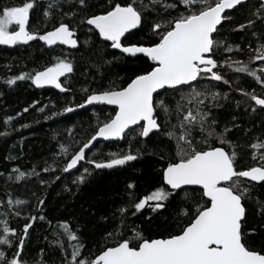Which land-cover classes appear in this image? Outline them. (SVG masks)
<instances>
[{"label": "trees", "instance_id": "1", "mask_svg": "<svg viewBox=\"0 0 264 264\" xmlns=\"http://www.w3.org/2000/svg\"><path fill=\"white\" fill-rule=\"evenodd\" d=\"M25 2L29 0H0V14L4 7L22 6ZM30 2L34 7L29 11L27 31L40 35L63 22L76 32L78 47L47 48L38 40L29 45L0 47V237L12 241L10 248L0 245L5 255L12 257L18 252L22 229L33 217L34 223L18 256L22 264H78L116 246L121 236L137 243L136 232L146 239L179 234L189 222V216L183 213H194L196 202L207 200H201L202 190H176L167 201L159 202L165 206L156 211L153 206L157 201H148L139 212L134 204L158 188L171 192L163 182V169L178 159L176 138L182 131L180 121L189 110L194 115L197 111L208 113V124L217 134L229 129L225 137L231 145L221 144L217 137H208L205 142L197 127L193 132L196 147L206 150L209 146H222L229 153L235 151L236 171L264 165V159H260L264 156V109L245 94L264 98L259 93L264 91V84L248 71L236 70L246 65L264 80V73L257 68L261 60L253 59L256 49L264 45L263 4L252 1L238 6L226 14L227 18L213 34V39L219 42L211 53L217 62L213 71L222 76L221 80L211 79V73H201L192 85L157 94L154 100L163 101L169 109L168 115L162 108L155 110L158 131L142 138L141 127H136L121 141L98 143L87 151L84 162L74 172L63 175L71 157L115 113L98 106L62 116L64 109L77 107L93 93L126 87L135 76L150 71L153 63L143 55L116 52L96 30L85 25L87 18L104 14L115 3L125 6L133 0H112L111 5L109 0H85V6L79 0ZM209 2L214 4L217 0ZM141 4L147 7L141 8ZM167 4L176 7L166 9ZM135 6L141 11L142 22L122 40L123 46H152L160 38L153 32L155 23L186 15L192 7L180 0H159L155 4L152 0H136ZM195 8L198 10L199 5ZM45 11L49 12L48 17ZM240 25L245 27L241 29ZM17 29L13 26V30ZM229 46L232 50L226 51ZM57 58L73 66L70 75L61 81L64 91L38 90L31 77L52 66ZM22 74L27 78L15 79ZM10 79L14 80L11 85L7 83ZM194 92L202 94L193 99ZM213 94H217L216 99H212ZM197 100L203 103L198 104ZM178 103L182 105L179 113ZM213 120L215 124L211 123ZM169 132L174 135L170 137ZM128 154L136 159L112 168L97 169L94 163H88L89 160L106 163ZM20 173L24 175L17 180ZM239 181L241 188H248L242 200L245 208L242 242L250 250L264 254V181L251 183L243 178ZM129 184L133 187L129 188ZM122 208L125 213H121ZM5 224L14 231L4 233ZM74 247L80 250L76 262L72 260Z\"/></svg>", "mask_w": 264, "mask_h": 264}, {"label": "snow or ice", "instance_id": "2", "mask_svg": "<svg viewBox=\"0 0 264 264\" xmlns=\"http://www.w3.org/2000/svg\"><path fill=\"white\" fill-rule=\"evenodd\" d=\"M153 4L159 0H152ZM187 6H192L188 14H181L172 20L157 22L153 25L154 34L159 35V42L149 47L144 46H122L121 37L130 29L137 28L142 22L140 9L135 6L136 0L122 6L115 3L110 6L104 14L92 15L87 18V25H91L98 31L100 37L105 41H110L111 46L121 49L124 53L135 55L143 53L148 60L153 62L150 71L135 76L126 87L119 90H105L100 93L88 95L86 104L93 102H104L115 105L117 111L115 116L98 128V131L76 152L67 163L63 171L67 172L74 168L76 164L85 159V149H88L98 137L108 139L110 137H120L132 125L141 122L140 135L149 136L154 129H159L160 125L154 117L157 108H162L165 115L169 114V109L163 101H155L153 94L158 89L165 86L175 88L177 85H189L192 81H197L201 73H211V79L221 80L222 76L213 71L217 62L208 55L212 53L214 46L218 47L219 42L213 39V34L218 31L217 26L226 19V9H233L234 6L243 3V0H217L212 4L209 0H180ZM80 5L85 6V0H79ZM112 0H109L111 5ZM195 5H199L196 10ZM34 7L32 2H25L22 6L4 7L0 14V44L14 45L18 42L27 43L37 36L26 30L29 20V11ZM51 8L52 5L50 4ZM147 5L141 4V8ZM175 4H167L165 8H175ZM45 17L49 12L45 11ZM65 15H68L67 13ZM253 21H249L251 25ZM13 26L18 30H13ZM245 25H240L243 29ZM74 32L70 30L68 24L60 23L54 30L39 35L38 39L52 46L57 43L75 47L77 40L73 39ZM229 46L226 51H231ZM257 55L254 60H264V45L256 49ZM231 66V65H229ZM237 71H248L249 75L255 77L258 82L264 84V80L257 76L255 71H249L244 65ZM73 66L65 59L57 58V62L43 71H37L31 77L32 83L37 87L44 84L54 85L61 88L58 82L61 76L71 73ZM264 71V67L261 68ZM27 78L25 75L16 77V80ZM9 85L14 80H8ZM227 83V81H225ZM87 91V90H85ZM202 93L194 92L193 99L198 98ZM255 101V105L264 107V98H259L255 94L245 93ZM217 94L212 95L216 99ZM198 104L203 101L197 100ZM83 107V105H78ZM182 105L178 103L177 113ZM255 110V109H254ZM27 111V109H25ZM72 108H65L64 112H70ZM53 115H56L55 113ZM208 113L197 111L194 115L191 110L183 116L180 121L181 133L177 139L176 157L163 169V181L170 186L171 192L164 188H158L150 195L142 198L134 204L136 212H139L148 201H157L153 206V211L163 208L165 205L159 203L167 201L173 192L181 189L184 185H198L202 189L201 200L207 198L204 203L196 202L195 212H184L189 216V222L179 232L170 235L168 238L146 239L136 232L133 243L129 239L121 236V242L114 247H107L98 255L85 262L78 261V264H264V254L250 250L243 243V232L241 228L242 218L245 216V208L242 200L248 192V188H241L239 178H248L250 181H264V165L254 166L249 170L236 171L234 161L237 154L235 151L229 153L224 147L209 146L206 150L195 146L193 132L198 127L202 138L207 142L208 137H217L221 144H229L224 132L217 134L208 124L206 117ZM9 120L11 118H8ZM7 122V121H6ZM215 124L213 120L211 122ZM175 127V126H174ZM205 132L207 135H204ZM171 137L174 134L169 132ZM253 148L260 147L253 145ZM64 151H67L64 149ZM256 158L255 155L253 157ZM136 156L128 154L120 158H113L105 162H95V168H112L114 165H123L127 161L135 160ZM260 159H264L261 156ZM87 171V170H86ZM24 173L17 176L19 180ZM83 182V177L80 178ZM129 188L133 185L129 184ZM193 190V195H195ZM185 193V199H188ZM17 203H21L17 201ZM44 203L43 200L40 201ZM125 213V209H120ZM135 215V213H133ZM43 219V217H41ZM123 223V221H122ZM30 225H25V232ZM4 233L10 230L5 224ZM109 235H112L109 233ZM75 239V237H70ZM0 245L11 247V241L0 237ZM23 245L21 239L20 247ZM79 247H74L72 260L77 261ZM20 251L16 256H20ZM6 259L5 253L0 251V260ZM8 264H21L17 258L8 261Z\"/></svg>", "mask_w": 264, "mask_h": 264}, {"label": "water", "instance_id": "3", "mask_svg": "<svg viewBox=\"0 0 264 264\" xmlns=\"http://www.w3.org/2000/svg\"><path fill=\"white\" fill-rule=\"evenodd\" d=\"M252 1H257V2H260L261 4L264 5V0H243V3L240 4V5H243V4L247 3V2H252ZM240 5H236V6H234L233 9L237 8V7L240 6ZM233 9H226V10H225V13H223L222 15H226L227 13L231 12ZM28 21H29V20H28ZM85 25H86L87 27L91 28V29H94L93 26H91V25H87L86 22H85ZM138 26H139V25H138ZM138 26H137V28H138ZM219 26H220V25H218L217 28H218ZM26 27H27V24H26ZM137 28H135V29H130L128 32H126V33L124 34V36L121 37V42H122V40H123L128 34L133 33L135 30H137ZM17 30H18V29H17ZM26 30H27V29H26ZM94 30H95V29H94ZM72 31H73V30H72ZM96 31H97V30H96ZM73 32H74L73 39H76V32H75V31H73ZM97 32H98V31H97ZM44 34H45V33H44ZM40 35H42V34H40ZM36 36H37L36 39H33V40H31V41H28L27 43L18 42V43H16V44L29 45L30 43H32V42L38 40L40 43L44 44L47 48L63 47V48H65V49L75 50V49H77V47H78V42H77V45H76L75 47H72V46H70V45H62V44H59V43H57L56 45L49 46V45H47L45 42H43V41H41V40L38 39V36H39V35H36ZM101 38H102V37H101ZM102 39H103V38H102ZM103 40H104V39H103ZM106 42H109V43L111 44L110 41H106ZM14 45H15V44H14ZM14 45H4V44H0V47H3V48H12ZM122 46H123V45H122ZM112 49L115 50L116 52H119V53L123 54V55H126V56H133L132 54L122 52L121 49H116V48H113V47H112ZM135 55H143L145 58H147L143 53H137V54H135ZM208 55H211V53L208 54ZM147 59H148V58H147ZM149 61H150V60H149ZM150 62H152V61H150ZM152 63H153V62H152ZM69 75H70V73H66L64 76H61V77L59 78V81H58V82L61 84V81H62L64 78H66L67 76H69ZM194 82H195V81L190 82L189 85H192ZM183 86H188V85H177V86H175V88L183 87ZM35 87H36L38 90H50V89H52V90H60V88H56L54 85H49V84H44V85H42V86H40V87H37V86L35 85ZM175 88H169V87L165 86V88H163V89H158L157 92L153 94V96L155 97L157 94L163 92L164 90H172V89H175ZM86 100H87V99H86ZM86 100H85V101H86ZM253 102H254V104H255V101H253ZM80 105H83V107H78V106H77V107H73V108H72V111H70V112H64V114H63L62 116H68V115H71V114H73V113H75V112H77V111L86 110V109H91V108H93V107H98V106H99V107H106V108L113 109L115 112L118 110L117 107H116L115 105H109V104L104 103V102H93L92 104H86V103L84 102V103H82V104H80ZM256 106L259 107V108L264 109V107H262V106H258V105H256ZM114 116H115V113H114L113 117H114ZM113 117H112V118H113ZM142 123H143V122H141V123L138 124V125H132V126H130V128H129V129H126V130H125V133L122 134L120 137H110V138H108V139H105V138H103V137H98L95 141H93L92 145H90L88 149H85V154L87 153V151L91 150V149H92L96 144H98V143H111V142H118V141L123 140V138L125 137V135L128 133L129 130L134 129V128H136V127H141ZM101 126H102V125H101ZM98 128H99V127H98ZM96 131H98V129H97ZM156 131H158V129H154L152 132L149 133V135H150L151 133H153V132H156ZM147 137H148V136H147ZM147 137H143V136H142V138H147ZM90 139H91V138H90ZM82 162H84V159L81 160V161H79V162L76 164V166H75L74 168L70 169V170L67 171V172L64 171V172H63V175L66 174V173H72V172H74V171L79 167V165H80ZM248 170H249V169H248ZM243 179H245L246 181H249V182H251V183H259V182H255V181H250L248 178H243ZM163 182H164V181H163ZM260 182H262V181H260ZM164 184H165V183H164ZM165 185H166V184H165ZM166 186L171 190L170 186H168V185H166ZM183 188H198V189L202 190V189L200 188V186H198V185H184V186H182L181 189H183ZM177 190H180V189H177ZM171 191H172V190H171ZM175 191H176V190H175ZM205 199H207V198H205ZM243 218H244V217H243ZM243 218H242V220H243ZM34 220H35V217H33V218L30 220V222H29V224H28V225H30V227L27 229V232H25V227H23V229H22L23 234H22L21 239H23V243H24V241H25V239H26V237H27V234H28L30 228L32 227V225H33V223H34ZM20 242H21V241H20ZM21 249H22V247H20V244H19L18 251L21 252ZM16 258L18 259V257H16Z\"/></svg>", "mask_w": 264, "mask_h": 264}, {"label": "rangeland", "instance_id": "4", "mask_svg": "<svg viewBox=\"0 0 264 264\" xmlns=\"http://www.w3.org/2000/svg\"><path fill=\"white\" fill-rule=\"evenodd\" d=\"M262 67H264V60H261V65H259L257 68L261 70ZM262 72L264 73V71H262ZM259 93H262V96L264 97V91L260 90ZM11 244H12V241H11ZM5 257H6V259L0 260V264H8V261L12 260L14 257L16 258L17 256H16V253H15V254H13L12 257H10L9 254L5 255ZM21 264H22V262H21Z\"/></svg>", "mask_w": 264, "mask_h": 264}]
</instances>
